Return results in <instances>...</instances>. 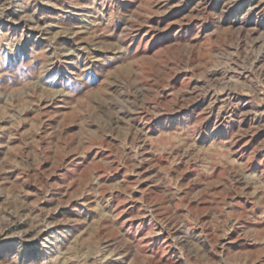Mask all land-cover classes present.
Returning a JSON list of instances; mask_svg holds the SVG:
<instances>
[{
  "label": "rangeland",
  "instance_id": "rangeland-1",
  "mask_svg": "<svg viewBox=\"0 0 264 264\" xmlns=\"http://www.w3.org/2000/svg\"><path fill=\"white\" fill-rule=\"evenodd\" d=\"M0 264H264V0H0Z\"/></svg>",
  "mask_w": 264,
  "mask_h": 264
}]
</instances>
